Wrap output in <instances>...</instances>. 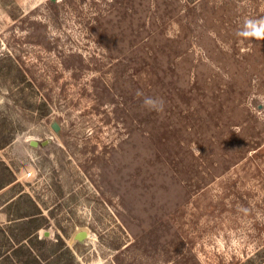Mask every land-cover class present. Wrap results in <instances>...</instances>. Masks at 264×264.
Segmentation results:
<instances>
[{"label": "rangeland", "instance_id": "1", "mask_svg": "<svg viewBox=\"0 0 264 264\" xmlns=\"http://www.w3.org/2000/svg\"><path fill=\"white\" fill-rule=\"evenodd\" d=\"M250 21L264 0H0V259L29 218L48 264H264Z\"/></svg>", "mask_w": 264, "mask_h": 264}, {"label": "trees", "instance_id": "2", "mask_svg": "<svg viewBox=\"0 0 264 264\" xmlns=\"http://www.w3.org/2000/svg\"><path fill=\"white\" fill-rule=\"evenodd\" d=\"M4 146V144L0 143V148H2ZM1 166V170H2V175L0 176V189L4 188L5 186H7L8 184H11L13 182V178L11 176L10 171L8 170V167L4 166L2 169V163H0ZM26 217L25 215H20L19 217H17V219L20 218H24ZM29 218L26 220H22L21 223H19V226H23V230H26L24 232H22V237H20L17 241L23 240V239H27L28 243L26 242V244H22V243H18L16 241L17 244H19L17 247H15L14 249V256L16 258V260H13L12 257L10 256V254H5V256L0 259V264H16L19 262V264H48V261L46 258V256L41 255V253H34L33 252V247L36 248V245H45L48 243L47 239L44 238V241L41 240H37L36 237H34L32 235L33 232L28 233L27 228H26V223L28 222ZM21 226V227H22ZM7 242L10 241V237L8 236L5 239ZM12 241V239H11ZM22 242V241H21ZM50 247L54 248L55 250L62 248V241H60L59 239L56 241V243L54 244H50ZM27 251L24 252L25 255H20L19 254L22 251ZM38 251V250H37ZM46 261V263L42 262Z\"/></svg>", "mask_w": 264, "mask_h": 264}, {"label": "clouds", "instance_id": "3", "mask_svg": "<svg viewBox=\"0 0 264 264\" xmlns=\"http://www.w3.org/2000/svg\"><path fill=\"white\" fill-rule=\"evenodd\" d=\"M248 27L251 30L243 32L242 35L245 37L251 36L255 38H264V21H250L248 22ZM144 105L148 107L149 110H154L157 112H162L164 110V102L159 98L145 97Z\"/></svg>", "mask_w": 264, "mask_h": 264}, {"label": "water", "instance_id": "4", "mask_svg": "<svg viewBox=\"0 0 264 264\" xmlns=\"http://www.w3.org/2000/svg\"><path fill=\"white\" fill-rule=\"evenodd\" d=\"M52 128L54 129V131H57L58 130V126H57V124L54 122V123H52ZM33 144H35L33 141L31 142V145H33ZM47 233H45V235H46ZM86 237V233L84 232V231H80V232H78V233H76V235H75V238L76 239H83V238H85Z\"/></svg>", "mask_w": 264, "mask_h": 264}, {"label": "flooded vegetation", "instance_id": "5", "mask_svg": "<svg viewBox=\"0 0 264 264\" xmlns=\"http://www.w3.org/2000/svg\"><path fill=\"white\" fill-rule=\"evenodd\" d=\"M51 1H53V0H51Z\"/></svg>", "mask_w": 264, "mask_h": 264}]
</instances>
